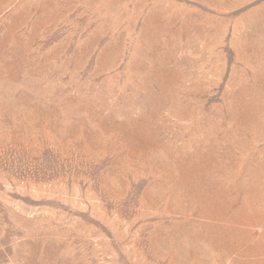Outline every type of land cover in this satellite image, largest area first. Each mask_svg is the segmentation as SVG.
<instances>
[{"label": "rangeland", "instance_id": "1", "mask_svg": "<svg viewBox=\"0 0 264 264\" xmlns=\"http://www.w3.org/2000/svg\"><path fill=\"white\" fill-rule=\"evenodd\" d=\"M0 264H264V0H0Z\"/></svg>", "mask_w": 264, "mask_h": 264}]
</instances>
